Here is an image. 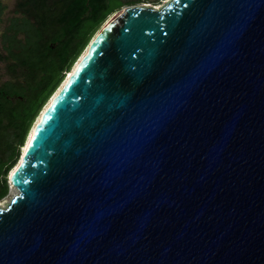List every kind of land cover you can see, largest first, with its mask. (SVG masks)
Masks as SVG:
<instances>
[{"label": "water", "instance_id": "water-1", "mask_svg": "<svg viewBox=\"0 0 264 264\" xmlns=\"http://www.w3.org/2000/svg\"><path fill=\"white\" fill-rule=\"evenodd\" d=\"M31 128L0 264H264V0L125 8Z\"/></svg>", "mask_w": 264, "mask_h": 264}, {"label": "trees", "instance_id": "trees-1", "mask_svg": "<svg viewBox=\"0 0 264 264\" xmlns=\"http://www.w3.org/2000/svg\"><path fill=\"white\" fill-rule=\"evenodd\" d=\"M121 5L123 3L120 0H66L63 10L54 20L59 28L48 39L44 38V16L40 17V27L35 26L29 19L12 21L3 36L7 57L31 71H37L36 75L41 74L33 78L32 82H28L26 87L12 82L0 86V129L15 130L18 145L23 146L22 142L33 116L58 88L62 72L67 71L68 66L76 61L75 58L80 56L82 49L87 45V33ZM85 22L89 23V27L81 33ZM20 33L25 36V44H21V40L17 38ZM50 44L55 46L51 47ZM16 96L22 100L12 103L8 99ZM15 164L9 163L3 170L0 166V199L7 193L5 175Z\"/></svg>", "mask_w": 264, "mask_h": 264}, {"label": "rangeland", "instance_id": "rangeland-1", "mask_svg": "<svg viewBox=\"0 0 264 264\" xmlns=\"http://www.w3.org/2000/svg\"><path fill=\"white\" fill-rule=\"evenodd\" d=\"M123 5L114 9L112 13L106 16V18L96 26L89 34L87 33L86 38H88L87 46L92 41L97 32L103 27V25L115 14L120 13L127 7L130 6H139V5H151V6H160L166 0H120ZM66 0H0V85L5 81H22L25 85V82L28 80L27 72L25 68H20L19 64L9 59L6 56V53L2 49V35L5 33L6 28L10 25L13 18H27L31 20L35 25L41 26L40 17L44 16L46 27L44 29L45 39L50 38V35L59 28V25L54 22L56 16L63 10L64 3ZM89 27V23H83L81 28V33H84L85 30ZM21 38L22 36L19 35ZM85 46L83 50L87 47ZM81 51V52H82ZM80 52V53H81ZM77 59V57H76ZM75 62V61H74ZM73 62V63H74ZM49 97L47 98V100ZM46 100V101H47ZM16 99L12 98V102H15ZM33 116L32 122L29 128L32 127L38 114L40 113L42 107ZM27 133V132H26ZM17 132L11 128L0 129V166L2 170L9 163H16L19 155L21 146L16 143ZM26 136V135H25ZM25 139V138H24ZM25 140L22 142L24 144ZM9 173V172H8ZM8 174L5 175L6 184H7V193L4 197L0 199V204L4 205L7 203L11 197L16 195V192L13 196L9 197L10 193V181ZM1 179L0 175V189H1ZM16 191V190H15Z\"/></svg>", "mask_w": 264, "mask_h": 264}, {"label": "bare ground", "instance_id": "bare-ground-1", "mask_svg": "<svg viewBox=\"0 0 264 264\" xmlns=\"http://www.w3.org/2000/svg\"><path fill=\"white\" fill-rule=\"evenodd\" d=\"M118 15L115 14L113 15L104 25L103 27L97 32V34L94 36V38L92 39V41H90V43L88 44V46L85 48V50L82 51V53L80 54V56L77 58V60L74 62V64L72 65L71 69L67 72V74L65 75V77L63 78V81L59 84L58 88L55 90V92L49 97V99L46 101L45 105L42 107L40 113L38 114L36 121L34 122V124L32 125V128L30 130L29 135L31 134L35 124L38 122V120L40 119L41 115L43 114V112L45 111L47 105L49 104V102L57 95V93L59 92L60 88L62 87V85L64 84V82L67 80V78H69V76L71 75V73L73 72V70L75 69V67L78 65V63L82 60V58L84 57V55L88 52V50L90 49L91 45L94 43V41L96 40V38L100 35V33L106 28V26ZM27 142V140H26ZM25 145L23 144V146L21 147V151L22 153L25 150ZM21 157L19 156V159L17 160L15 166L9 171L8 176L10 177L11 173L13 172V170L15 169V167L17 166V164L20 162ZM10 193H9V197L13 196L15 194V189L12 187V185L10 186Z\"/></svg>", "mask_w": 264, "mask_h": 264}, {"label": "flooded vegetation", "instance_id": "flooded-vegetation-1", "mask_svg": "<svg viewBox=\"0 0 264 264\" xmlns=\"http://www.w3.org/2000/svg\"><path fill=\"white\" fill-rule=\"evenodd\" d=\"M14 19H19V20H23V19H27V18H22V19H20V18H13L12 20H11V23H12V21L14 20ZM30 22H31V20H29ZM11 23H10V25H11ZM32 23V22H31ZM34 24V23H33ZM9 25V26H10ZM8 26V27H9ZM35 26H38V25H35ZM8 27L6 28V31H5V33L1 36L2 37V49L4 50V52L6 53V56H8V54H7V52H6V50L4 49V47H3V36L6 34V32H7V29H8ZM19 35H21L22 37L20 38L19 37ZM17 38L18 39H20L21 40V44H25V36L23 35V34H18L17 35ZM50 46L51 47H54L55 45L54 44H50ZM80 54V53H79ZM75 60H77L76 58H75ZM15 62V61H14ZM73 64V63H72ZM72 64H70L69 66H68V68H67V71H69L70 69H71V67H72ZM19 66H20V68H25L24 70H26V72H27V78H28V80L25 82V85H24V83L22 82V81H5L4 83H6V82H12V83H14V84H19L20 86H22V87H26V85H27V83L28 82H32V80H33V78H36V77H38V76H40L41 74H38V75H36L35 73H37V71H31V70H29V69H27L26 67H23V66H21L20 64H19ZM67 71H64V72H62V79L65 77V75L67 74ZM34 74H35V76H34ZM61 79V81L60 82H62L63 80ZM59 82V83H60ZM4 83H2V84H4ZM59 83H58V85H59ZM1 84V85H2ZM0 85V86H1ZM57 88V87H56ZM12 98H15L16 99V101L17 100H22L19 96H16V97H8V99L12 102ZM15 101V102H16ZM15 102H12V103H15Z\"/></svg>", "mask_w": 264, "mask_h": 264}, {"label": "snow or ice", "instance_id": "snow-or-ice-1", "mask_svg": "<svg viewBox=\"0 0 264 264\" xmlns=\"http://www.w3.org/2000/svg\"><path fill=\"white\" fill-rule=\"evenodd\" d=\"M25 152L27 153V149L25 150Z\"/></svg>", "mask_w": 264, "mask_h": 264}]
</instances>
